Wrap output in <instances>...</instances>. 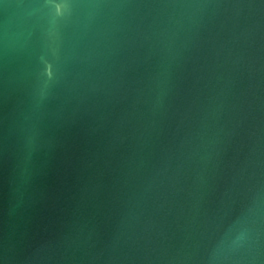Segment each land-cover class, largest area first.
Returning <instances> with one entry per match:
<instances>
[{"label": "water", "instance_id": "water-1", "mask_svg": "<svg viewBox=\"0 0 264 264\" xmlns=\"http://www.w3.org/2000/svg\"><path fill=\"white\" fill-rule=\"evenodd\" d=\"M0 264H264V0H0Z\"/></svg>", "mask_w": 264, "mask_h": 264}]
</instances>
